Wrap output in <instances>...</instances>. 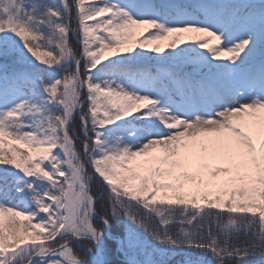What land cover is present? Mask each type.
<instances>
[{
  "label": "snow or ice",
  "instance_id": "obj_1",
  "mask_svg": "<svg viewBox=\"0 0 264 264\" xmlns=\"http://www.w3.org/2000/svg\"><path fill=\"white\" fill-rule=\"evenodd\" d=\"M0 264H264V0H0Z\"/></svg>",
  "mask_w": 264,
  "mask_h": 264
},
{
  "label": "trees",
  "instance_id": "obj_2",
  "mask_svg": "<svg viewBox=\"0 0 264 264\" xmlns=\"http://www.w3.org/2000/svg\"><path fill=\"white\" fill-rule=\"evenodd\" d=\"M52 2H56V3H59V0H52ZM73 26H75V22H73ZM142 32H143V29H137L136 30V34L132 37V40L134 41V42H136V43H138L139 42V40H140V38H141V34H142ZM195 34H193V36H194ZM170 40H171V37H168L167 39H164V40H160V41H156V42H154V45L155 44H159L160 46H165V45H167L169 42H170ZM153 45V46H154ZM106 55H110V54H108V53H106ZM62 74V73H61Z\"/></svg>",
  "mask_w": 264,
  "mask_h": 264
},
{
  "label": "rangeland",
  "instance_id": "obj_3",
  "mask_svg": "<svg viewBox=\"0 0 264 264\" xmlns=\"http://www.w3.org/2000/svg\"><path fill=\"white\" fill-rule=\"evenodd\" d=\"M192 36H193V34H185V36L183 37V39L187 40V39H190V37H192Z\"/></svg>",
  "mask_w": 264,
  "mask_h": 264
}]
</instances>
